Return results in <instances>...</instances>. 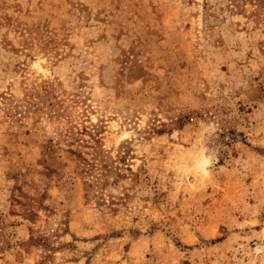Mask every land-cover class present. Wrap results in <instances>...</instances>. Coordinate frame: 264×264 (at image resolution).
I'll return each mask as SVG.
<instances>
[{"label": "rangeland", "instance_id": "374dc122", "mask_svg": "<svg viewBox=\"0 0 264 264\" xmlns=\"http://www.w3.org/2000/svg\"><path fill=\"white\" fill-rule=\"evenodd\" d=\"M0 264H264V0H0Z\"/></svg>", "mask_w": 264, "mask_h": 264}]
</instances>
